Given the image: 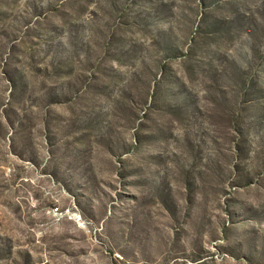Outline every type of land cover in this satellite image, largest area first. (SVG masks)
<instances>
[{
    "label": "rangeland",
    "instance_id": "obj_1",
    "mask_svg": "<svg viewBox=\"0 0 264 264\" xmlns=\"http://www.w3.org/2000/svg\"><path fill=\"white\" fill-rule=\"evenodd\" d=\"M0 264H264V0H0Z\"/></svg>",
    "mask_w": 264,
    "mask_h": 264
}]
</instances>
